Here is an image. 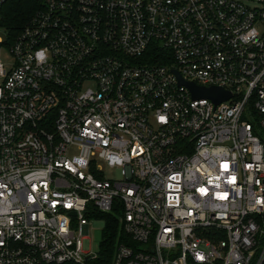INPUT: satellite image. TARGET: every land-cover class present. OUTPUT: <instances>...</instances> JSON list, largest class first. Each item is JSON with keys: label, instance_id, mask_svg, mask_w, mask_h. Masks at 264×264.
Listing matches in <instances>:
<instances>
[{"label": "built area", "instance_id": "1", "mask_svg": "<svg viewBox=\"0 0 264 264\" xmlns=\"http://www.w3.org/2000/svg\"><path fill=\"white\" fill-rule=\"evenodd\" d=\"M3 45L0 264H264V0H41Z\"/></svg>", "mask_w": 264, "mask_h": 264}, {"label": "trees", "instance_id": "2", "mask_svg": "<svg viewBox=\"0 0 264 264\" xmlns=\"http://www.w3.org/2000/svg\"><path fill=\"white\" fill-rule=\"evenodd\" d=\"M41 0H7L2 8V21L6 31L7 39L13 40L26 24L31 14L40 6ZM98 217H102L106 221L104 239L101 243L100 254L106 257V261L112 255L114 249L115 236L117 233L118 222L112 214L102 213Z\"/></svg>", "mask_w": 264, "mask_h": 264}, {"label": "rangeland", "instance_id": "3", "mask_svg": "<svg viewBox=\"0 0 264 264\" xmlns=\"http://www.w3.org/2000/svg\"><path fill=\"white\" fill-rule=\"evenodd\" d=\"M0 37L3 39H7L6 31L0 28ZM0 58L7 65V67H11L13 64V56L10 53L9 48L6 45L0 47ZM78 149L76 147H72L70 149L69 154H76ZM104 171L107 177H119L120 172L118 168H110L104 166ZM106 221L102 217H95L90 220L89 225V233L86 235L87 237L83 239V248L92 253H100L101 243L104 239V231H105Z\"/></svg>", "mask_w": 264, "mask_h": 264}, {"label": "water", "instance_id": "4", "mask_svg": "<svg viewBox=\"0 0 264 264\" xmlns=\"http://www.w3.org/2000/svg\"><path fill=\"white\" fill-rule=\"evenodd\" d=\"M173 71L178 76L180 83L185 84L186 86L189 87L194 98L207 97V98L214 100V102L219 103V102L226 100L229 97H231L230 92H228V91H226L220 87H217V86H210V87L198 86L197 84H195L192 81L184 80L178 71H176V70H173Z\"/></svg>", "mask_w": 264, "mask_h": 264}]
</instances>
